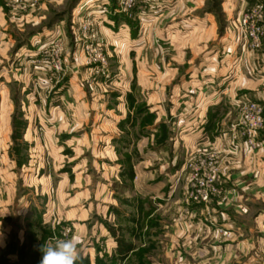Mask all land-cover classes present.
I'll use <instances>...</instances> for the list:
<instances>
[{"label": "crops", "instance_id": "crops-1", "mask_svg": "<svg viewBox=\"0 0 264 264\" xmlns=\"http://www.w3.org/2000/svg\"><path fill=\"white\" fill-rule=\"evenodd\" d=\"M4 1L0 264H40L31 246L63 231L82 237L78 264H126L147 246L172 259L184 239L190 262L264 264V128L252 149L237 126L240 101L264 106V40L248 48L238 25L264 0H153L131 14L78 0L67 25L62 14L24 39L14 33L55 0L17 18ZM86 19L107 67L82 50ZM55 38L65 70L48 88L35 60ZM204 153L216 154L218 193L189 201L188 164Z\"/></svg>", "mask_w": 264, "mask_h": 264}, {"label": "built area", "instance_id": "built-area-1", "mask_svg": "<svg viewBox=\"0 0 264 264\" xmlns=\"http://www.w3.org/2000/svg\"><path fill=\"white\" fill-rule=\"evenodd\" d=\"M152 1L118 0L119 11L131 14L136 7L149 5ZM263 21V1L239 15L238 25L241 32L247 38L248 48L257 49L262 45L264 40ZM81 30L84 38L82 50L87 60L91 63H99L107 67L109 65L108 53L102 42L92 40L91 35L94 33V27L90 19L84 21ZM63 52V45L59 38H55L38 51L35 63L37 67L48 73L47 81L45 82L46 86L49 84H57L61 74L64 72ZM37 86L42 87L40 82ZM239 111L240 117L237 126L240 129V135L244 138L248 147L254 149L258 143L259 133L264 128V106L255 101H240ZM234 149H236V144H234ZM188 169L189 197L194 200L209 202L218 193L219 164L216 154L204 153L193 156L191 162L189 161ZM217 230L226 237H230L232 234V231L229 229L218 228Z\"/></svg>", "mask_w": 264, "mask_h": 264}, {"label": "rangeland", "instance_id": "rangeland-1", "mask_svg": "<svg viewBox=\"0 0 264 264\" xmlns=\"http://www.w3.org/2000/svg\"><path fill=\"white\" fill-rule=\"evenodd\" d=\"M4 1V0H3ZM78 0H55L52 1L48 5V10H46L44 17L40 19L39 21H36L34 23H30L22 27L23 31L17 30L16 33H14L15 36H17L19 39H24L27 36L28 32H33L37 30H42L43 28L47 27L52 21L56 20L58 17H60L62 14L64 15L65 18V24L67 25L70 17L73 15L74 7L76 5V2ZM42 0H5L4 1V9L9 11V14L13 18L20 17L21 15L26 14L27 12H33V13H38L40 11L39 5L41 4ZM43 14V13H41ZM70 24V23H69ZM68 29V28H67ZM48 43V42H47ZM45 43L44 45H46ZM38 53V51H37ZM40 80V79H39ZM41 81V80H40ZM42 82V81H41ZM39 82L36 83V86ZM51 84H49L47 87H50ZM38 87V86H37ZM40 88V87H38ZM18 126L20 127V121H18ZM21 151H23V147H21ZM189 176V175H188ZM189 179V178H188ZM187 186H186V192L188 195V200L190 201L189 198V180H187ZM180 192L179 195L177 196V199L180 198L181 192H183V189L179 188ZM38 232L42 235L46 234L45 230L39 229ZM38 233V234H39ZM216 233L219 236V232L216 231ZM61 234V233H60ZM71 232L68 233V231L64 232L61 234V238L67 239L69 238ZM221 234V233H220ZM55 236H58V232L56 231V234H53ZM181 236V234H180ZM184 236V235H183ZM226 237V236H225ZM232 237V234L230 235ZM229 237V238H230ZM164 238V237H163ZM32 238L28 240L30 243ZM183 241H186L185 239ZM181 241V247L179 248V253L178 256L175 258L173 257L172 259L167 255V252L165 250V247H153V246H147L144 248H141L139 251L135 252L133 254V257L130 259V261L126 264H204L203 262H198V261H189L188 258H186L185 254L187 255L186 251V246L183 245ZM29 245V244H28ZM41 245H38L37 248H33L31 246V250L28 246L23 247V253L24 255L26 254V249L30 250H35L36 252L40 251ZM183 253H182V252ZM184 254V255H183ZM210 264V263H208Z\"/></svg>", "mask_w": 264, "mask_h": 264}, {"label": "clouds", "instance_id": "clouds-1", "mask_svg": "<svg viewBox=\"0 0 264 264\" xmlns=\"http://www.w3.org/2000/svg\"><path fill=\"white\" fill-rule=\"evenodd\" d=\"M83 241L79 234L70 238H54L45 241L41 247L42 258L40 264H78L81 260Z\"/></svg>", "mask_w": 264, "mask_h": 264}]
</instances>
